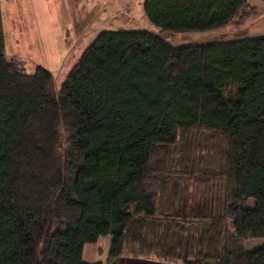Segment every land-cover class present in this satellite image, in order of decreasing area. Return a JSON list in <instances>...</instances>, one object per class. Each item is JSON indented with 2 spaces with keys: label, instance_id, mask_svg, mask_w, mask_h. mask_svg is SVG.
<instances>
[{
  "label": "trees",
  "instance_id": "obj_1",
  "mask_svg": "<svg viewBox=\"0 0 264 264\" xmlns=\"http://www.w3.org/2000/svg\"><path fill=\"white\" fill-rule=\"evenodd\" d=\"M143 13L183 33L240 26L257 10L145 0ZM195 130L224 148L222 172L186 176L225 184L198 235L187 214L160 211L183 174L151 167ZM103 237L105 264L131 246L166 263L264 264V245L244 248L264 239V36L176 47L147 31H103L56 89L51 72L27 74L6 55L0 13V264H85L83 247Z\"/></svg>",
  "mask_w": 264,
  "mask_h": 264
},
{
  "label": "rangeland",
  "instance_id": "obj_2",
  "mask_svg": "<svg viewBox=\"0 0 264 264\" xmlns=\"http://www.w3.org/2000/svg\"><path fill=\"white\" fill-rule=\"evenodd\" d=\"M143 1L136 0L132 5L140 16H131V21L124 22V14L108 9L113 8V3L104 0H0L6 55L21 62L27 74H33L37 67L48 70L58 89L82 52L103 31H147L176 47L264 36V0H247L256 7L257 15L240 26L183 33L161 31L149 23L143 14ZM213 137L202 130L180 134L167 154L158 153L151 160V167L161 175L183 174V179L172 180L168 192L159 199L160 211L187 214L195 221L190 229L193 235L201 232L196 224L199 216L215 209L225 192L223 181L197 184L186 178L191 173L216 174L224 170V148ZM253 204L248 200V206ZM181 237L183 244L185 236ZM263 245L264 239L244 242L247 251ZM137 251L136 247H128L126 256H139ZM178 252L183 254V246L178 247ZM138 258L149 263L181 264V260L166 263L153 253Z\"/></svg>",
  "mask_w": 264,
  "mask_h": 264
},
{
  "label": "crops",
  "instance_id": "obj_3",
  "mask_svg": "<svg viewBox=\"0 0 264 264\" xmlns=\"http://www.w3.org/2000/svg\"><path fill=\"white\" fill-rule=\"evenodd\" d=\"M106 3H113V9L116 13H123L124 22L131 21V16H140V12L138 14L134 13V9L132 5L135 3L136 0H104ZM145 2V0L143 1ZM117 5V6H116ZM143 8V7H142ZM256 8V7H255ZM121 11V12H120ZM133 14V15H131ZM144 14V13H143ZM145 17V16H144ZM141 19V17H140ZM59 60V59H58ZM89 244L85 245L83 247L82 252V261L85 264H96V263H104L107 260L110 245H111V238L110 237H103L98 239V241L95 244H92V246H88ZM87 254L89 255L88 258ZM140 256H124L120 258L119 260L113 262L112 264H163V263H149L144 260H140L138 258Z\"/></svg>",
  "mask_w": 264,
  "mask_h": 264
}]
</instances>
